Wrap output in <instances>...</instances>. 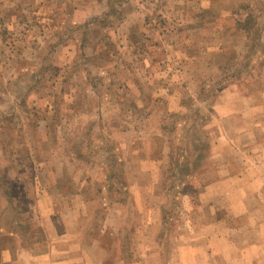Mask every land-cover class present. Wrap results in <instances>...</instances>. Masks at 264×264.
<instances>
[{
	"label": "rangeland",
	"instance_id": "374dc122",
	"mask_svg": "<svg viewBox=\"0 0 264 264\" xmlns=\"http://www.w3.org/2000/svg\"><path fill=\"white\" fill-rule=\"evenodd\" d=\"M0 21V225L35 228L46 196L80 231L113 213L111 261L155 236L160 264L184 220L196 236L219 219L239 245V188L264 240V0H0Z\"/></svg>",
	"mask_w": 264,
	"mask_h": 264
},
{
	"label": "crops",
	"instance_id": "0c3cea01",
	"mask_svg": "<svg viewBox=\"0 0 264 264\" xmlns=\"http://www.w3.org/2000/svg\"><path fill=\"white\" fill-rule=\"evenodd\" d=\"M46 1L48 0H41V2ZM235 176V174H226L224 178L230 181L236 178ZM256 185L255 181L252 187ZM260 189L258 187L254 189V192L252 190V193H256L258 196V192H261L259 191ZM227 193L230 194L228 197L234 201L233 207L235 210L233 209L232 213L238 215L236 212L239 209V211L241 210L240 212L245 213L247 216L243 217L248 218L250 215H253V218L250 216L248 222H246L247 227L243 230L245 235L243 234L239 237L242 242L239 245H232L233 240L225 237L224 224L219 219L215 218L211 223L205 225L203 229L205 232L211 229L212 231L216 230V235L205 233L196 236H193L191 232L190 222L184 220V223L178 229L180 235L175 237V241L178 243L177 247L173 250L171 249L167 259L164 258L165 260L160 264H253L256 259H259V255L261 259H264V240L255 238L252 232L248 233L256 225L254 221L257 212H253L249 205L243 201L241 206L239 204L237 206L234 205L238 203V200L240 202V200L248 196V194L243 193V189L239 188ZM60 196L63 203H73L69 202L70 200L64 202L65 194L64 196ZM40 198L41 195L39 197L37 195L33 210L39 216L40 222L38 226L26 228L24 235L13 233L11 237L14 238V245L6 247L1 251L0 264H106L107 262L109 264L110 259L114 256H112V252L105 248L103 237L117 238L118 240V236L121 233V224L119 225L113 213L107 214L103 225H99L100 228L93 227L84 232V229L80 231V228H78L79 226L74 214L75 207L73 205L69 204V206L62 208L54 215L53 207L51 209L46 196H43L42 199ZM252 208L255 211L262 209L264 211L263 203L252 206ZM113 210L115 209L113 208ZM251 212L255 214H251ZM53 215L56 219H54ZM30 221H34L33 218ZM151 225L152 222L148 221L141 224L135 231V238L138 239L140 237L141 240L144 239V236H142L146 233L144 229L147 230L149 227H152ZM82 232L83 235H81ZM147 236L145 237L146 239ZM218 242L219 244L225 243V247H221V251L216 252L213 249ZM257 242L261 243L260 247ZM160 246L159 243L156 244L155 236H153L151 244L138 243L136 245V241L133 240V246L130 249V259L124 260L119 257L111 261L110 264H154L151 260H160L165 255V252L159 250L161 249ZM240 248L243 249L240 250Z\"/></svg>",
	"mask_w": 264,
	"mask_h": 264
},
{
	"label": "trees",
	"instance_id": "16d2710c",
	"mask_svg": "<svg viewBox=\"0 0 264 264\" xmlns=\"http://www.w3.org/2000/svg\"><path fill=\"white\" fill-rule=\"evenodd\" d=\"M102 199L106 202L105 203L106 204L105 209H108V210L111 209L113 204H115L116 202L119 201L117 198L112 197L111 189L107 192V194ZM13 214L11 215L12 221L8 224H6L5 222H2L0 225L1 228L10 231V233H16L19 235L20 234L24 235L25 229L28 228V226L24 227L22 225V222L20 221V214L14 215V218H13ZM8 216L10 217V214ZM15 216H17V217H15ZM3 219L4 218L2 217L0 221H2Z\"/></svg>",
	"mask_w": 264,
	"mask_h": 264
}]
</instances>
